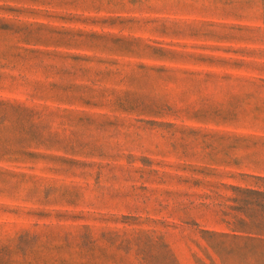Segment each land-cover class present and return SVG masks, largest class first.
Here are the masks:
<instances>
[{"label": "rangeland", "instance_id": "374dc122", "mask_svg": "<svg viewBox=\"0 0 264 264\" xmlns=\"http://www.w3.org/2000/svg\"><path fill=\"white\" fill-rule=\"evenodd\" d=\"M0 264H264V0H0Z\"/></svg>", "mask_w": 264, "mask_h": 264}]
</instances>
